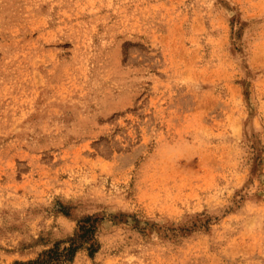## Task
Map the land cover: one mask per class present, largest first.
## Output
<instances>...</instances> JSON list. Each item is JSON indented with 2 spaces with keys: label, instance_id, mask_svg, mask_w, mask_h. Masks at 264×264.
I'll list each match as a JSON object with an SVG mask.
<instances>
[{
  "label": "rangeland",
  "instance_id": "1",
  "mask_svg": "<svg viewBox=\"0 0 264 264\" xmlns=\"http://www.w3.org/2000/svg\"><path fill=\"white\" fill-rule=\"evenodd\" d=\"M264 264V0H0V264Z\"/></svg>",
  "mask_w": 264,
  "mask_h": 264
},
{
  "label": "trees",
  "instance_id": "2",
  "mask_svg": "<svg viewBox=\"0 0 264 264\" xmlns=\"http://www.w3.org/2000/svg\"><path fill=\"white\" fill-rule=\"evenodd\" d=\"M76 249L77 246L74 245L65 247L63 250L58 248L50 251L46 257L36 261H30L26 264H66L67 262L72 261Z\"/></svg>",
  "mask_w": 264,
  "mask_h": 264
}]
</instances>
